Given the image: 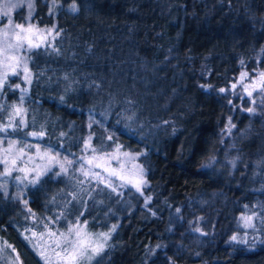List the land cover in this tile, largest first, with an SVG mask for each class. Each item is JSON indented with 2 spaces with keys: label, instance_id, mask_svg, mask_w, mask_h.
I'll return each instance as SVG.
<instances>
[{
  "label": "trees",
  "instance_id": "trees-1",
  "mask_svg": "<svg viewBox=\"0 0 264 264\" xmlns=\"http://www.w3.org/2000/svg\"><path fill=\"white\" fill-rule=\"evenodd\" d=\"M31 2V20L59 35L28 54L26 91L9 75L0 125L23 95L26 127L45 133L34 138L75 149L90 114L140 151L145 167L141 193L109 203L120 216L96 262L264 264V233L251 248L228 240L239 203L254 192L248 172L264 154L263 107L247 112V94L231 87L245 71L264 72V0H75V12L73 0ZM6 183L0 178V244L21 264H44L21 228L29 209L51 211L62 179L46 173L20 195Z\"/></svg>",
  "mask_w": 264,
  "mask_h": 264
},
{
  "label": "rangeland",
  "instance_id": "rangeland-1",
  "mask_svg": "<svg viewBox=\"0 0 264 264\" xmlns=\"http://www.w3.org/2000/svg\"><path fill=\"white\" fill-rule=\"evenodd\" d=\"M12 3H20L23 5L21 7L22 11L18 12L17 9H12L11 15L14 24H25L31 23L36 25L40 29H51L53 24L48 25H37L34 21H26L25 17L28 16L29 10L27 4L31 0H11ZM9 3V0H0V35H2L5 25L7 23V18L3 16L4 5ZM20 9V8H18ZM56 35L55 29L50 35L46 36L44 43H41V47L51 46L53 38ZM36 43H40V40H35ZM25 55L28 56L29 52H25ZM28 67V61H27ZM29 69V68H28ZM4 69L0 66V76H2ZM248 77L243 81L244 84L250 83L252 80H259V73L248 72ZM241 74L236 77L234 84L237 85L233 91L239 92L241 95H245L244 88L240 81ZM27 84H29L24 79L20 78V89H26ZM251 90V89H249ZM259 91L253 92L252 97H248L250 100V107L259 105L263 107L262 113L264 114V105L263 102L257 100ZM255 100V104L252 101ZM1 101V100H0ZM13 105H20V99L15 101L7 108V116H5V122H2L1 125L8 123L9 116L13 113ZM25 111L21 116L14 117L15 121L23 119L25 125L21 126L19 133L14 134L11 137L3 135L0 139L4 143H0V160L3 159L5 155V149L8 147L7 141H17L18 144L13 149V152L10 154L9 159H13L20 156L19 149L23 148L24 153L22 158L17 160V168L23 167L26 169H37V166L42 168L44 165L48 164V159L44 155L45 149L49 150L52 155L58 154L59 163L53 162L52 168L47 173L56 176V173H61L59 177L62 179V186L60 187L62 194L61 197L53 196L51 200V211L45 212L43 215H37L34 211L28 212L27 219L29 222H26L21 228V233L24 236H31L32 232L36 233V236L31 239H26L29 246L37 254L40 260L45 264L43 258L39 255V251L44 247V244L48 241V236L45 234L41 237V233H46V229L43 225L48 224V227L55 231L59 229L64 231L66 228L67 221H75L77 216H80V221L83 223L85 220L88 221V230L94 233L108 232L113 225H117L118 218L120 214L116 210H112L111 206L113 202H119L122 200V195L124 192H137L141 193L142 186L137 190V187L134 183H129L127 179H120V176L125 177H134L139 176V170H143L142 178L145 180V167L142 162L139 160L140 151L130 150L124 147L122 144L117 142L111 132L108 131V128L104 127L100 122H98L97 117H94L90 114L86 115L84 120V132L79 140V145L72 149L70 147L63 148L60 144L49 143L47 140H36L33 136L29 135L32 131L29 127H26V117L25 112L26 108L22 105ZM257 111V108L254 107ZM91 124H96L100 128L99 131H91ZM26 127V128H25ZM39 133V132H38ZM96 133H99L100 136L95 140L94 136ZM112 136L113 139L109 140L108 137ZM25 145H30V147H25ZM37 148L40 149L37 152ZM95 150V151H93ZM127 153L128 155H125ZM29 157L31 159H29ZM43 157V158H42ZM73 161L71 165L65 162L64 158ZM91 161V163H89ZM227 164L232 170L235 167L237 156L231 155L227 158ZM60 163H63L67 168V172H61ZM5 165L0 163V173H3ZM7 167L11 168L12 165L9 163ZM83 169V170H81ZM115 171L117 175H112L111 173ZM87 172L86 176L84 173ZM96 173H99V177L93 178ZM250 176L255 181V183L250 188L252 191V197L248 200H242L239 203V210L236 213L233 229L230 232L228 240L232 235H238L244 237L247 233V244H241L247 248L253 247L257 242L260 241L261 235L264 233V225L260 223L261 218H264V154L256 160L253 161L250 171L248 172ZM35 173H29L27 179L17 180L16 177H24V173L14 170L10 176L0 175V178H3L10 186L16 188L17 194L20 195L23 186L29 184L28 180L32 179ZM102 177L103 179H100ZM111 184V187L108 185ZM60 195V194H58ZM112 200V201H111ZM112 204H109V203ZM247 206V208L245 207ZM253 212L257 214L254 219L256 225L255 229L244 228L242 221L240 220L242 215H252ZM35 214V216L32 215ZM63 214V218L57 224H51L49 218L55 219L58 215ZM83 213V215H80ZM29 229V232L25 230ZM114 231L111 232V235ZM111 237V236H110ZM110 238L107 241L109 245ZM36 247H33V245ZM8 245L4 246L0 244V264H21L20 259L15 260V257L18 256L16 251H13V247L9 248ZM107 247L105 248V250ZM104 250V251H105ZM104 253V252H103ZM103 253H101L103 255ZM101 257H96L92 264H97V259ZM19 258V256H18Z\"/></svg>",
  "mask_w": 264,
  "mask_h": 264
},
{
  "label": "snow or ice",
  "instance_id": "snow-or-ice-1",
  "mask_svg": "<svg viewBox=\"0 0 264 264\" xmlns=\"http://www.w3.org/2000/svg\"><path fill=\"white\" fill-rule=\"evenodd\" d=\"M53 3L55 4V0H53ZM3 7L4 10L2 14L4 17L7 18V23L5 25L2 35H0V66H2L4 69L2 76H0V90L3 89V86L7 82L9 75L20 77L28 83H31V72L27 67V61L28 59H30V57L25 55L24 53H30L32 49L40 48L41 43L45 42L46 36L50 35L55 28V26H53V28L51 29H40L36 25H33L31 23H27V26H25V24H14L11 15L12 9L21 8L23 7V5L20 3H12L11 0H9V3L5 4ZM33 7L34 5L32 2H29L27 4L29 13L28 16L25 17L26 21H30L31 11ZM70 8L73 12L77 11L75 0H73V3L70 5ZM51 11L52 9H50V12ZM56 35H59V32H57ZM37 39L40 40V43L35 42V40ZM241 63H243V61H241ZM247 77V73H241L240 81H238V83H242V86L247 96L252 97L253 92L255 91H259L261 95H264V72L259 73L258 81L252 80L250 83L244 84L243 81ZM15 87L20 88V85L17 84L15 85ZM231 87L235 89L237 85L233 84ZM23 91H26V89H22V92ZM225 91V89H220V92ZM23 99V95H21L20 105H13V113L9 116L8 123L0 125V133L7 134L10 129L13 132H16L20 129L21 126L25 125V121L23 119L19 120L18 122L14 119V117L21 116L22 113L25 111V109L22 107ZM252 103L255 104V100H253ZM2 108L3 106L0 105V109ZM245 110L249 113H254L256 109L254 107H250ZM232 127H235V125H232L231 121L229 120V133ZM29 135L33 137H43L45 133L43 131L39 133L32 132L29 133ZM108 139L111 140L113 139V137L109 136ZM0 143H4V141L0 139ZM7 143L8 147L5 149V155L3 159L0 160V163H3L6 167L3 173H0V175L10 176L14 170H17L25 174L23 178L16 177L17 180L22 181L23 179L28 178L29 173L34 172L35 174L33 175L32 179L28 180V183L36 185L40 183L41 177L51 170L53 162L59 163V160L57 158L58 154L52 155L49 150L45 149L44 155L48 159V164L44 165L42 168H40V166H37L39 170L26 169L23 167L17 168V160L22 158L24 149L20 148V156L10 160L9 156L13 152V149L16 147L18 142L7 141ZM25 147H30V145H25ZM39 151L40 149L37 148V152ZM125 155L128 154L125 153ZM29 159L31 158L29 157ZM64 159L65 162L69 165L73 163V161L68 160L66 157ZM9 163H11L12 165L11 168L7 167ZM89 163H91V161H89ZM60 169L61 172H67V168L64 166L63 163H60ZM60 174L61 173H56V175ZM84 174L86 176L88 175L87 172H85ZM111 174L117 175L115 171H113ZM142 174L143 170L140 169L138 177L134 176L129 178L121 175L120 179H127L129 183H134V185L137 187V190H139L140 185L146 183V181L142 178ZM97 177H99V173H96L93 178ZM100 179L103 178L100 177ZM111 186V184L108 185V187ZM0 187L3 186L0 185ZM24 203L25 205H27V201H24ZM245 207L247 208V206ZM29 212H31L30 209ZM32 215L35 216L34 213H32ZM80 215H83V213H81ZM256 216L257 214L255 212H253L252 215H242L240 220L242 221L243 227L255 229L256 225L254 223V219L256 218ZM61 218H63L62 213L58 215L55 219L49 218V222L54 225L59 223ZM65 222L66 228L64 231H61L59 229L52 231L48 227V224L43 225V227L47 231L46 233H41L40 235L41 237H43L46 234L49 239L44 244V247L39 251V255L43 258L45 264H92V261L104 252L105 248L108 246L107 241L111 236V232L115 231L116 228V225H113L108 232H90L87 227L88 221L85 220L83 223H81L80 216H77L74 222L67 220H65ZM260 223L264 225V218H261ZM25 231L29 232L30 230L26 229ZM196 231L200 230L196 229ZM35 236L36 233L32 232L30 237L26 236L25 238L31 239ZM230 240L241 244H247V233H245L244 237H240L234 234L230 237ZM7 247L11 248V245H8ZM33 247H36V245L34 244ZM13 251L15 250L13 249ZM18 259V256L15 257L16 261H18Z\"/></svg>",
  "mask_w": 264,
  "mask_h": 264
}]
</instances>
